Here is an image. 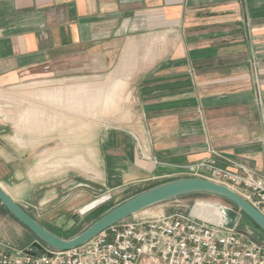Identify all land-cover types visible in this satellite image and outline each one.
<instances>
[{
  "label": "crops",
  "instance_id": "0c3cea01",
  "mask_svg": "<svg viewBox=\"0 0 264 264\" xmlns=\"http://www.w3.org/2000/svg\"><path fill=\"white\" fill-rule=\"evenodd\" d=\"M206 161L264 178V0H0V187L41 226L85 166L109 197Z\"/></svg>",
  "mask_w": 264,
  "mask_h": 264
},
{
  "label": "built area",
  "instance_id": "2783aa9c",
  "mask_svg": "<svg viewBox=\"0 0 264 264\" xmlns=\"http://www.w3.org/2000/svg\"><path fill=\"white\" fill-rule=\"evenodd\" d=\"M195 167L211 173L198 178L229 188L264 216V178L255 179L245 169L238 174L212 161ZM196 205L212 207L196 201L192 209ZM213 207L220 211V220L192 214V209L151 218L134 215L74 249H47L50 257L14 250L0 241V264H264V243L241 229L240 214L228 225L226 208Z\"/></svg>",
  "mask_w": 264,
  "mask_h": 264
},
{
  "label": "water",
  "instance_id": "95a60500",
  "mask_svg": "<svg viewBox=\"0 0 264 264\" xmlns=\"http://www.w3.org/2000/svg\"><path fill=\"white\" fill-rule=\"evenodd\" d=\"M193 193L212 194L227 200L237 207L244 216H246L264 233V216L246 200L225 186L198 177H185L171 180L143 191L106 212L95 220L88 228L70 239L58 237L41 226L18 204H16L1 187L0 205H2L17 222L36 237L37 240L31 244L28 250L32 251V249H35L39 254L50 257L51 253L47 249L60 252L74 249L87 243L101 232L149 207ZM104 200L105 199L94 202L86 208V211L89 212L95 207L101 205ZM80 213H84V210ZM80 215L81 214H77L74 216V219H77Z\"/></svg>",
  "mask_w": 264,
  "mask_h": 264
},
{
  "label": "rangeland",
  "instance_id": "374dc122",
  "mask_svg": "<svg viewBox=\"0 0 264 264\" xmlns=\"http://www.w3.org/2000/svg\"><path fill=\"white\" fill-rule=\"evenodd\" d=\"M90 169L87 168L85 166L84 169V180H83V185L78 186V188L82 189V191L84 192V196H85V204L82 208H80L78 210V212H76L77 214H81L80 217H78L76 220L71 218V213L67 216V223L64 224L62 226L61 229H59L58 231L60 232H67V235L64 236H68L70 234V232H73L74 234L70 237H68L67 239H70L76 235H78L79 233H81L82 231H84L86 228H88L96 219H84L87 212L86 208H88L91 204H93L96 201H100L102 199L105 198L104 203H107L108 201V205H110L111 208H109L106 212L110 211L111 209H113L114 207L118 206L119 204H121L122 202L126 201L127 199L137 195L136 193H141L143 191H146L148 189H150L152 186H157L159 185V183H145L136 187H131L128 188L126 191H114L112 193V195H109L105 193V188L102 185H98V184H93L91 183V178H90ZM72 182V180H68L67 183ZM162 184V183H161ZM74 190V189H73ZM70 193V190H68L66 192ZM65 195V194H64ZM88 200V201H87ZM196 201H200V202H204L207 203L211 206L208 205H198L202 208L203 210V214L202 215H207V214H211L216 216L219 220H220V216L217 215L218 212H220L218 209H216V207H213L214 205L217 207H225L226 208V221L228 222V225H231L234 222V219H232L229 214L230 213H235L236 211L234 210V207L232 205H230V203L224 201L223 198L216 196V195H212V194H208L207 196L204 197H199V198H193V197H178V198H174V199H170L168 201L162 202V204L160 205H154L152 207H149L139 213L136 214V217H147V218H151L154 216H158L160 214L163 215H171V214H187L193 207L194 203ZM195 207V206H194ZM164 208V212L163 213H157V211H159V209ZM27 211H31L33 209H31L30 207L26 208ZM84 210V213H80L81 211ZM88 210V209H87ZM36 211V210H35ZM39 211V210H37ZM42 211V210H41ZM193 211V209H192ZM105 212V213H106ZM193 214L195 213V211L192 212ZM237 215V212H236ZM228 216V217H227ZM230 216V217H229ZM222 219V218H221ZM245 219H241V223L242 226L241 227L242 230L244 231H248L250 233V235L252 236V238H254L256 241L258 242H262L264 243V241H260L257 236H255L254 232L251 230V228L249 226H247L245 224ZM33 236L27 229H25L24 227H22V225H20V223H18L14 218H12L10 215H8L1 207H0V236H19V235H25V236ZM3 244H5L6 246H9L7 244V242H3L1 241Z\"/></svg>",
  "mask_w": 264,
  "mask_h": 264
},
{
  "label": "trees",
  "instance_id": "16d2710c",
  "mask_svg": "<svg viewBox=\"0 0 264 264\" xmlns=\"http://www.w3.org/2000/svg\"><path fill=\"white\" fill-rule=\"evenodd\" d=\"M152 187H155L152 186ZM151 187V188H152ZM136 194H139V193H136ZM208 194H204V193H193V194H188V195H185V196H181V197H193V198H199V197H204V196H207ZM224 201L227 202V200L224 199ZM108 203V202H107ZM107 203H104V204H101L97 207H95L94 209L90 210L89 212H87L86 216L84 219H96V218H99L101 217L103 214H105V212L111 208L110 205H108ZM228 203V202H227ZM230 203V202H229ZM230 205H232L234 207V210L240 214L241 216V219H245V224L247 226H249L251 228V230L254 232L255 236H257V238L260 240V241H264V233L256 226L254 225L246 216H244L239 210L237 207H235L233 204L230 203ZM0 207L8 214L9 212L2 206L0 205ZM193 211H195L194 214L196 213H202L203 214V210L200 206L196 205L194 208H193ZM192 211V212H193ZM200 211V212H199ZM236 212L235 213H230L229 215L232 216L231 218L234 219L236 217ZM11 216V215H10ZM12 217V216H11ZM242 224V223H241ZM244 227V226H243ZM52 232L53 234L57 235L58 237H61L63 239H67L68 237L72 236L74 233L73 232H70V234L68 236H64V235H67L68 233L67 232H60V231H50Z\"/></svg>",
  "mask_w": 264,
  "mask_h": 264
},
{
  "label": "bare ground",
  "instance_id": "6f19581e",
  "mask_svg": "<svg viewBox=\"0 0 264 264\" xmlns=\"http://www.w3.org/2000/svg\"><path fill=\"white\" fill-rule=\"evenodd\" d=\"M192 214H193V213H192ZM196 214H197V213H196ZM220 214H221L220 212L217 213L218 216H220ZM210 215H211V214H210ZM210 215L207 214V215H205V216L207 217V216H210ZM227 217H228V216H227ZM229 217H230V216H229Z\"/></svg>",
  "mask_w": 264,
  "mask_h": 264
}]
</instances>
